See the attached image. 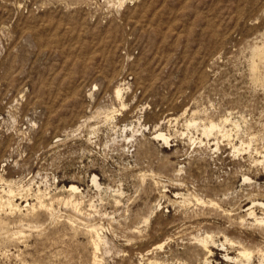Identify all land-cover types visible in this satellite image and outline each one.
Returning <instances> with one entry per match:
<instances>
[{"label":"rangeland","instance_id":"obj_1","mask_svg":"<svg viewBox=\"0 0 264 264\" xmlns=\"http://www.w3.org/2000/svg\"><path fill=\"white\" fill-rule=\"evenodd\" d=\"M119 1L0 0V264H264V0Z\"/></svg>","mask_w":264,"mask_h":264},{"label":"bare ground","instance_id":"obj_2","mask_svg":"<svg viewBox=\"0 0 264 264\" xmlns=\"http://www.w3.org/2000/svg\"><path fill=\"white\" fill-rule=\"evenodd\" d=\"M123 3H124V0H120L119 1V6L121 7L122 5H123ZM123 89V88H122ZM122 89L120 88V87H117L116 89H115V91H114V93H115V96L118 98V99H120V97H121V95H122ZM122 106H124L123 104H122ZM116 111V110H115ZM99 114V113H98ZM101 114V113H100ZM112 116V115H111ZM106 120L107 119H111V117H108V115H106ZM114 119V118H113ZM170 120H171V118H170ZM169 120V121H170ZM113 121V120H112ZM137 121H140V120H137ZM195 121V120H194ZM226 121V120H225ZM224 122V121H223ZM138 125H139V123H137ZM137 124H135V126H137ZM195 124H197V123H195V122H193V121H190V122H188V126H191V125H195ZM134 125V124H133ZM132 125V126H133ZM197 126V125H196ZM218 126H220V125H217L216 123H214L213 121H211L207 126H204V128H203V131H204V133L205 134H209V133H212V131L214 130V129H216V128H218ZM221 127V126H220ZM219 127V128H220ZM124 128V129H123ZM122 128V130L124 131V133H125V131H127V129L128 130H131L132 132H134V129L132 128V127H128V126H124ZM222 128V127H221ZM137 129V128H136ZM122 131V132H123ZM133 134V133H132ZM142 134V133H141ZM143 135V134H142ZM135 136V135H134ZM133 137V136H132ZM154 138L155 139H160V140H162L163 141V143H168V141H169V137L167 136V134H164V133H162L161 131L160 132H158V133H156V134H154ZM127 139V138H126ZM238 151V150H237ZM0 178H1V176H0ZM93 179H92V181L94 182V183H96V178L97 177H92ZM5 180V179H4ZM11 182V181H10ZM8 184V183H7ZM10 186L12 185L13 186V183L11 184H9ZM12 186H11V188H12ZM9 187V186H8ZM7 187V185H6V188L5 189H7L8 188ZM3 188V187H2ZM11 188H8L6 191H4V190H2V191H4L3 193H5L6 195H7V198H3L1 195H0V206L1 207H3V206H5V207H8L10 210H13V209H15L16 210V208H18L19 207V205L18 204H15L14 202V200H13V194L15 193ZM19 189H20V187H19ZM23 189V188H22ZM21 189V190H22ZM78 190V187H76L75 185H71L70 186V190L69 191H73V192H75V191H77ZM1 190H0V192H2ZM20 191V190H19ZM25 191V190H24ZM14 192V193H13ZM5 195V196H6ZM15 195V194H14ZM72 195H74V194H72ZM22 196V195H21ZM45 196V195H44ZM40 198H41V196H39ZM15 198V197H14ZM46 198V197H45ZM44 198V199H45ZM49 198V197H48ZM70 198V197H69ZM39 199V198H38ZM62 199V198H61ZM75 199V198H74ZM39 200H42V199H39ZM59 200V199H58ZM52 201H53V199H52ZM52 201H50V203L52 202ZM70 201V203H71V199L69 200ZM68 201V202H69ZM61 202V201H60ZM79 202V201H78ZM40 203V205L41 206H43L44 204H43V202L42 201H40L39 202ZM47 203H49V202H47ZM66 203V202H65ZM31 204V203H30ZM67 204V203H66ZM79 204V203H78ZM257 204H259V203H257ZM48 205H50V204H48ZM52 205V204H51ZM54 205V204H53ZM74 205V204H73ZM76 205V204H75ZM260 205H262V206H264V202H260ZM28 206V205H27ZM33 206H34V204H33ZM47 206V205H46ZM45 206V207H46ZM68 206V205H67ZM80 205H78V206H76V207H79ZM4 207V208H5ZM50 207V206H49ZM53 207V206H52ZM75 207V208H76ZM28 208V207H27ZM47 208H48V206H47ZM46 208V209H47ZM251 208V207H250ZM45 209V208H44ZM43 209V210H44ZM51 209V208H50ZM77 209V208H76ZM75 209V210H76ZM14 210V211H15ZM19 210V209H18ZM34 210H36V209H34ZM155 210V209H154ZM1 211V210H0ZM6 211V210H5ZM45 211V210H44ZM54 211V210H53ZM77 211V210H76ZM250 211V210H249ZM253 211V210H252ZM17 212V211H16ZM48 212V211H47ZM6 213V212H5ZM51 213V212H50ZM3 214V213H2ZM34 214V213H33ZM253 214V213H252ZM251 214V215H252ZM256 215V214H255ZM264 215V214H263ZM257 217V216H256ZM256 217H254V218H256ZM258 218V217H257ZM3 220V219H2ZM5 220V219H4ZM255 221V220H254ZM261 223H262V225L264 226V218H261L260 220H259ZM259 222V223H260ZM255 223H257V222H255ZM3 223H2V221H0V225H2ZM258 226H259V224H258ZM261 226V225H260ZM263 228V227H262ZM87 229V228H86ZM98 229H99V227L97 228V227H94V226H90V228L87 230L88 231V233H90L91 234V237H92V239H91V243H92V247H93V250H94V253H93V263L94 264H100V262H101V260L99 259V257H98V255H97V251H98V249H99V245H100V243H102V240H104V239H102V237H101V235H100V233H99V231H98ZM7 231V230H6ZM264 231V230H263ZM87 233V232H86ZM19 234V233H18ZM90 236V235H89ZM90 238V237H89ZM207 239L206 238H203L202 240H201V242L204 244V247L206 248L209 244H208V242L206 241ZM209 241V240H208ZM164 242V241H163ZM162 242V243H163ZM211 242V241H210ZM240 243V242H239ZM208 244V245H207ZM249 245V244H248ZM162 246H163V244H158L157 246H156V248H162ZM154 247V246H153ZM243 247V246H242ZM155 248V247H154ZM242 249V248H241ZM249 249V248H248ZM258 249H259V247H258ZM148 251V250H147ZM150 252H154V251H150ZM147 253H149V252H147ZM160 254V253H159ZM211 254V253H210ZM258 254H260V253H258ZM140 255V254H139ZM142 255H143V253H142ZM148 255H150V253L148 254ZM152 255H153V253H152ZM151 255V256H152ZM252 252L251 251H249V250H246V249H242V250H240L239 252H238V256H235V257H228V256H226L227 257V259H228V261H237L238 262V257H241L242 259L244 258L245 259V261L248 263V262H252V261H250L251 259H252ZM256 256V255H255ZM261 256L264 258V253H261ZM144 257V256H143ZM243 259V260H244ZM262 260V259H261ZM152 263H154V264H162V261H161V263L159 262V261H157L156 259H151L150 260ZM227 261V262H228ZM241 261V260H240ZM244 261V262H245ZM141 262V261H140ZM147 262V261H146ZM234 262V263H235ZM242 262V261H241ZM150 263V262H149ZM263 263V262H262ZM140 264H142V262L140 263ZM242 264H243V262H242ZM252 264V263H251ZM259 264V263H258Z\"/></svg>","mask_w":264,"mask_h":264}]
</instances>
